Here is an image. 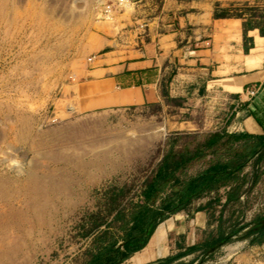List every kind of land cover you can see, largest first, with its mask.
I'll use <instances>...</instances> for the list:
<instances>
[{"label": "rangeland", "instance_id": "rangeland-1", "mask_svg": "<svg viewBox=\"0 0 264 264\" xmlns=\"http://www.w3.org/2000/svg\"><path fill=\"white\" fill-rule=\"evenodd\" d=\"M110 2L0 0V187L14 192L12 199L0 196V264H80L90 255L97 228L110 219L108 210L138 198L166 137L223 129L242 101L228 90L222 96L212 93L190 113L178 110L181 101L168 94L160 103L78 110L70 87L79 67L95 52L100 35H118L129 26L124 22L132 3L113 4L106 16L103 7ZM156 3H150L152 10ZM214 4L236 12L230 9L232 2ZM186 118L190 128H169L170 120ZM212 157L191 161L179 176L201 170ZM13 160L19 165L10 166ZM260 165L263 171L250 187L246 179L238 201L221 204L227 187L197 197L159 221L161 230H153L146 244L119 264H148L201 242L215 233L219 216L225 232L243 227L228 240L179 259L190 264H264V240L251 241L258 218L264 216V160ZM27 189L45 194L32 200ZM28 206L33 209L26 210ZM10 207L17 222H7Z\"/></svg>", "mask_w": 264, "mask_h": 264}, {"label": "crops", "instance_id": "crops-1", "mask_svg": "<svg viewBox=\"0 0 264 264\" xmlns=\"http://www.w3.org/2000/svg\"><path fill=\"white\" fill-rule=\"evenodd\" d=\"M155 1L152 10L150 3ZM215 2H232L230 9L236 12L214 16ZM129 3L132 12L124 22L129 26L118 35H100L95 52L79 67L78 77L70 87L78 110L160 103L168 94L181 101L178 110L190 113L212 93L222 96L229 90L242 101L223 129L261 132L264 0ZM184 104L191 105L190 109L181 106ZM189 119L170 120L169 128H190ZM160 230L159 225L155 231Z\"/></svg>", "mask_w": 264, "mask_h": 264}, {"label": "trees", "instance_id": "trees-1", "mask_svg": "<svg viewBox=\"0 0 264 264\" xmlns=\"http://www.w3.org/2000/svg\"><path fill=\"white\" fill-rule=\"evenodd\" d=\"M217 6L214 4V16L229 14L225 8ZM182 136L189 138L178 142ZM206 154L213 157L204 168L187 177L179 176L178 172L186 165ZM263 160L264 124L259 133H234L214 129L202 133L169 134L155 168L141 183L138 198L129 199L127 206H118L117 202L108 210L112 212L110 219L102 228H97L92 237L90 255L80 264H119L146 244L161 220L219 187H227L222 205L238 201L243 191L240 188L246 179L249 178L250 187L263 171L260 165ZM247 165H250V170H244ZM113 193L112 198L115 200L117 192ZM195 208L199 209L201 206L197 205ZM219 217L214 234L201 242L191 243L174 254L157 257L148 264H190L189 260L184 261L179 257L199 247H213L226 241L231 233L243 227L230 228L225 232ZM101 222H97L95 226L98 227ZM257 222V230L251 241L261 242L264 240V216L258 218Z\"/></svg>", "mask_w": 264, "mask_h": 264}, {"label": "bare ground", "instance_id": "bare-ground-1", "mask_svg": "<svg viewBox=\"0 0 264 264\" xmlns=\"http://www.w3.org/2000/svg\"><path fill=\"white\" fill-rule=\"evenodd\" d=\"M3 186L4 187H0V196H1V193H4V195L5 194L9 195L7 198H11L12 199L13 195H14L13 194L14 192H12V190H11V193H8L9 189L7 191V188L5 187V185H3ZM38 190H31L30 191V190L27 189L25 192H26V194L28 195V197L30 199L35 200V199H39V197L42 196V194H45V191H43V189L42 190L40 189L41 191H38ZM41 199H42V197H41ZM25 209L26 210H29V209L32 210L33 207L32 206H28ZM13 210H14L13 207H10L8 212L5 214V216L7 217V222H10V221L12 223H14V221L17 222L18 214L15 216L14 213H13L14 212Z\"/></svg>", "mask_w": 264, "mask_h": 264}, {"label": "built area", "instance_id": "built-area-1", "mask_svg": "<svg viewBox=\"0 0 264 264\" xmlns=\"http://www.w3.org/2000/svg\"><path fill=\"white\" fill-rule=\"evenodd\" d=\"M129 0H111L110 3H106L103 7V13L104 15L106 16H110V13L112 11V5L113 4H119V5H125V4H128Z\"/></svg>", "mask_w": 264, "mask_h": 264}, {"label": "clouds", "instance_id": "clouds-1", "mask_svg": "<svg viewBox=\"0 0 264 264\" xmlns=\"http://www.w3.org/2000/svg\"><path fill=\"white\" fill-rule=\"evenodd\" d=\"M19 163L20 162L18 160H13V161L10 162V166H18ZM21 174H22V172H21Z\"/></svg>", "mask_w": 264, "mask_h": 264}]
</instances>
